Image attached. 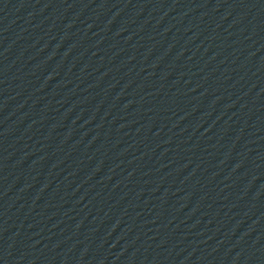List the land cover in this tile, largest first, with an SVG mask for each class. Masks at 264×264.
<instances>
[{
  "label": "water",
  "instance_id": "water-1",
  "mask_svg": "<svg viewBox=\"0 0 264 264\" xmlns=\"http://www.w3.org/2000/svg\"><path fill=\"white\" fill-rule=\"evenodd\" d=\"M0 264H264V0H0Z\"/></svg>",
  "mask_w": 264,
  "mask_h": 264
}]
</instances>
